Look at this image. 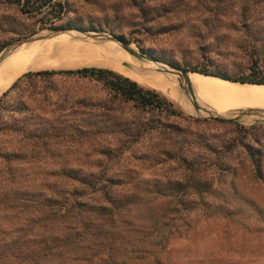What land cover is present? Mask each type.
<instances>
[{
	"label": "rangeland",
	"instance_id": "obj_1",
	"mask_svg": "<svg viewBox=\"0 0 264 264\" xmlns=\"http://www.w3.org/2000/svg\"><path fill=\"white\" fill-rule=\"evenodd\" d=\"M49 11L36 12L25 7L24 0H0V50L39 30L73 28L115 35L155 60L182 69L208 67L232 75L245 70L254 57L264 65V0H66L60 18L44 22ZM64 36L28 44L36 48L26 60L39 64L48 60L46 54L61 53ZM19 49L0 62V71L26 57L25 45ZM86 56L65 51L56 59L70 64ZM82 68L96 67L21 69L0 96L26 73ZM156 77L162 89L157 92L174 103L183 118L118 107L100 86L84 79L27 78L5 100V105L24 101L25 116H0V165L5 153L17 152L26 159L10 164L21 171L22 180L45 168L67 167L139 184L140 203L122 214L115 230L127 229L126 251L133 241L149 240L162 248L160 257L168 264H264V124L243 126L190 116L175 78L158 72ZM187 79L212 114L235 117L242 109L264 111V86L192 73ZM236 125L248 132L243 134ZM19 126L50 135L39 143L23 140V132L12 133ZM5 127L13 131L1 130ZM127 128L133 136L125 134ZM239 139L260 151L259 179ZM181 158L196 159L199 192L165 190L187 180L190 172ZM155 184L165 192H155ZM129 188L130 183L121 192Z\"/></svg>",
	"mask_w": 264,
	"mask_h": 264
},
{
	"label": "trees",
	"instance_id": "obj_2",
	"mask_svg": "<svg viewBox=\"0 0 264 264\" xmlns=\"http://www.w3.org/2000/svg\"><path fill=\"white\" fill-rule=\"evenodd\" d=\"M24 5L34 7L36 12L50 8L43 19L48 22L51 16L60 18L66 0H36L34 3L24 0ZM184 69L227 82L264 86V65L256 57L251 58L245 70L232 75L212 71L208 67ZM55 76L76 77L92 82L107 92L111 103L121 108L183 118L177 106L161 93L103 68L26 73L0 96V104H3L0 116L3 113L25 116L28 107L24 101L5 105L6 98L22 81L29 77L49 80ZM214 122L222 123L218 120ZM236 127L243 134L248 132L247 129ZM1 130L13 131L11 127ZM49 130L52 132L55 129L52 127ZM43 131L28 129L26 132L19 126L17 132L14 130L12 133L23 132V140L39 143L50 135L48 133L47 136ZM133 132L130 128L125 130V134L130 136L134 135ZM238 145L243 147L253 175L259 179L262 166L260 151L249 149L241 139ZM2 159L5 164L0 165V264H168L160 257L162 248L153 241H133L131 249L126 251L127 243L123 242V238L129 237L127 229L115 232L116 225L121 224L122 214L140 203L136 193L139 184L129 182L128 192L123 193L121 191L129 184L124 179L108 177L103 173L94 176L87 170L67 167L45 168L38 176L30 177L31 173L29 178L22 180L21 171L10 163L26 157L17 152H7ZM194 160L180 159L181 165L190 173L184 183L165 186L166 191L172 190L169 194L201 190V183L194 176L198 166ZM128 178L131 180L133 177ZM155 188V192L160 189L165 192L159 185L155 184ZM145 190L150 194L155 193L152 188Z\"/></svg>",
	"mask_w": 264,
	"mask_h": 264
},
{
	"label": "water",
	"instance_id": "obj_3",
	"mask_svg": "<svg viewBox=\"0 0 264 264\" xmlns=\"http://www.w3.org/2000/svg\"><path fill=\"white\" fill-rule=\"evenodd\" d=\"M60 35H67L72 41L79 42H92L93 44L104 43V42H114L121 49L127 53L129 57L139 62H147L155 66L156 72L164 75L173 76L175 78L177 86L176 91L182 95V97L187 101L189 107L192 110L193 115L196 118H202L207 120H218L225 123H234L239 125H249L251 123L264 124V111L263 110H249L242 109L237 112L235 117H221L212 114L209 106L199 100L193 87L189 84L187 79V74L193 72H188L185 69L175 67L173 65L155 60L153 57L145 54L141 50H136L124 39L117 37L109 33L85 31L80 29H43L32 34L29 37L19 39L17 41L11 42L0 50V62L7 56H10L16 50H18L23 45H28L40 40H52ZM123 66H128L123 64ZM130 69V68H129ZM201 75V74H200ZM208 77L206 75H202ZM219 79V78H218ZM222 80V79H220ZM225 81V80H224ZM233 83V82H231ZM239 84V83H236ZM245 85V84H240ZM191 113V114H192Z\"/></svg>",
	"mask_w": 264,
	"mask_h": 264
},
{
	"label": "bare ground",
	"instance_id": "obj_4",
	"mask_svg": "<svg viewBox=\"0 0 264 264\" xmlns=\"http://www.w3.org/2000/svg\"><path fill=\"white\" fill-rule=\"evenodd\" d=\"M20 48H22V47H20ZM35 48H36V46H34V45L33 46L32 45H25L26 57L25 58L24 57L19 58V59L13 61L10 65H8L7 67H5L4 69H2L0 71V93L7 86V84L11 80V78L21 69L28 68L31 70H37V69L60 68V67L61 68L96 67V68L109 69L111 71L117 72V73L137 82L138 84H140L142 86L154 89L156 91L162 90L161 85L158 82L159 79L156 80L157 79V77H156L157 72H156V68L154 65L147 63V62L142 63V62H139V61L132 59L131 57H129L127 55V53H125L121 49L120 46H118L117 44H114L113 42L98 43L96 45L91 44V43H79L77 41L70 40V38L67 35H65L64 38L62 39V46H61V49L62 48H65V49L62 50L61 53L56 51V53L53 52V53L49 54L47 52L48 54H46V55L47 56L49 55V56H48V58L46 57V59H48V60H46L43 63H39V64L31 62L32 63L31 64L30 62H28L26 60V58L31 54V52L33 50H35ZM65 51H68L69 53H73V56H74V54H76V52H78L79 54H82V55L88 54V56L83 57L79 60L76 59V61H73V63L65 64L66 62L62 63L61 61L56 59L58 56L60 58V56L64 55ZM42 52H43V50H42ZM22 53H24V52H22ZM43 53H45V52H43ZM90 53L91 54L92 53H94V54L100 53V55L90 56L91 55ZM38 55L40 58H43L41 56V53H39ZM18 56H20V55L18 54ZM24 56H25V54H24ZM8 57L9 56L5 57L4 60L7 59ZM124 63L127 64L128 66L127 67L123 66ZM191 78H192V76H191ZM260 88H264V87H260ZM162 92H165V91H162ZM165 93H167V92H165Z\"/></svg>",
	"mask_w": 264,
	"mask_h": 264
},
{
	"label": "crops",
	"instance_id": "obj_5",
	"mask_svg": "<svg viewBox=\"0 0 264 264\" xmlns=\"http://www.w3.org/2000/svg\"><path fill=\"white\" fill-rule=\"evenodd\" d=\"M109 70V69H108Z\"/></svg>",
	"mask_w": 264,
	"mask_h": 264
}]
</instances>
